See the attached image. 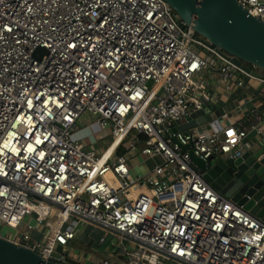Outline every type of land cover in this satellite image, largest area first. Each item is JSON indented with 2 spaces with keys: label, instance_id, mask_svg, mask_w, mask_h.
I'll return each mask as SVG.
<instances>
[{
  "label": "built area",
  "instance_id": "obj_1",
  "mask_svg": "<svg viewBox=\"0 0 264 264\" xmlns=\"http://www.w3.org/2000/svg\"><path fill=\"white\" fill-rule=\"evenodd\" d=\"M237 2L264 24V0ZM231 59L164 0H0V237L73 264L84 217L120 243L95 264H264V221L191 157L238 156L258 114L178 130L215 100L208 76L255 78ZM83 121L109 144L76 141Z\"/></svg>",
  "mask_w": 264,
  "mask_h": 264
},
{
  "label": "water",
  "instance_id": "obj_2",
  "mask_svg": "<svg viewBox=\"0 0 264 264\" xmlns=\"http://www.w3.org/2000/svg\"><path fill=\"white\" fill-rule=\"evenodd\" d=\"M164 1L175 11L180 23L192 26L209 47L220 48L232 57L231 61L236 66L264 80V24L237 0ZM205 114V110L194 114V120L180 125L178 130L184 132L204 124ZM191 157L212 187L264 221V144L228 158L210 157L202 160L193 154ZM81 219L95 227H102L88 218ZM173 260L187 264L179 259ZM0 264L59 263L0 237Z\"/></svg>",
  "mask_w": 264,
  "mask_h": 264
},
{
  "label": "crops",
  "instance_id": "obj_3",
  "mask_svg": "<svg viewBox=\"0 0 264 264\" xmlns=\"http://www.w3.org/2000/svg\"><path fill=\"white\" fill-rule=\"evenodd\" d=\"M207 80L209 82V88L215 96V100H211L206 104V122L204 124L213 120H219L224 125H236L239 122L247 120L252 112H256L259 117L256 120L258 127L256 130L249 131L242 145L245 150H251L258 144H264V84L254 78L246 80V86L243 89H227L226 85L217 76H208ZM86 123V121H83L82 126L86 125ZM147 163L139 164L140 166L134 169L135 173L148 170ZM35 233L39 234L37 232ZM74 242L68 246V252L71 255V262L73 264H95L101 260H97V257L91 253L84 254L71 248ZM109 253L110 255L107 257L113 255L111 252Z\"/></svg>",
  "mask_w": 264,
  "mask_h": 264
},
{
  "label": "rangeland",
  "instance_id": "obj_4",
  "mask_svg": "<svg viewBox=\"0 0 264 264\" xmlns=\"http://www.w3.org/2000/svg\"><path fill=\"white\" fill-rule=\"evenodd\" d=\"M110 137V131L102 130L98 126H90V124L88 123L79 127V131L75 134L74 139L76 141L82 142L88 147L98 149L101 147V145H108L110 142ZM103 140H105L107 143L103 142ZM146 165L147 167L151 168L152 162H148ZM44 229L45 228L43 226L39 227V230L41 231H43ZM76 230L78 238H76L74 244L71 245V248L84 254L91 253L97 257V260L110 255V253L108 252L109 247L114 246L118 249V247L120 246L117 236L91 224H84L83 222H79L76 226ZM1 231L3 235H8L7 231H5L4 228H2ZM33 237L37 240L42 239L41 234L34 233ZM103 238H105L106 243L102 245L100 243Z\"/></svg>",
  "mask_w": 264,
  "mask_h": 264
}]
</instances>
